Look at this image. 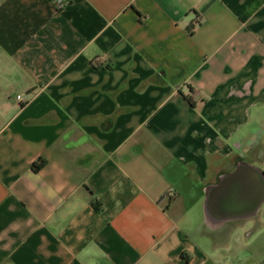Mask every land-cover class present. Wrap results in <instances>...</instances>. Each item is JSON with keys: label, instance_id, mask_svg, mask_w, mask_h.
Segmentation results:
<instances>
[{"label": "crops", "instance_id": "obj_1", "mask_svg": "<svg viewBox=\"0 0 264 264\" xmlns=\"http://www.w3.org/2000/svg\"><path fill=\"white\" fill-rule=\"evenodd\" d=\"M0 264H264V0H0Z\"/></svg>", "mask_w": 264, "mask_h": 264}, {"label": "trees", "instance_id": "obj_2", "mask_svg": "<svg viewBox=\"0 0 264 264\" xmlns=\"http://www.w3.org/2000/svg\"><path fill=\"white\" fill-rule=\"evenodd\" d=\"M46 163V159L45 158H41L39 161H35L33 163V167L34 169H40L44 164Z\"/></svg>", "mask_w": 264, "mask_h": 264}, {"label": "built area", "instance_id": "obj_3", "mask_svg": "<svg viewBox=\"0 0 264 264\" xmlns=\"http://www.w3.org/2000/svg\"><path fill=\"white\" fill-rule=\"evenodd\" d=\"M59 5H62V3H59ZM19 97L21 96V95H18Z\"/></svg>", "mask_w": 264, "mask_h": 264}, {"label": "rangeland", "instance_id": "obj_4", "mask_svg": "<svg viewBox=\"0 0 264 264\" xmlns=\"http://www.w3.org/2000/svg\"><path fill=\"white\" fill-rule=\"evenodd\" d=\"M263 212H260L259 214H262Z\"/></svg>", "mask_w": 264, "mask_h": 264}]
</instances>
